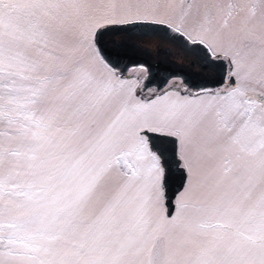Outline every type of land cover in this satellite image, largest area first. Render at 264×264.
I'll list each match as a JSON object with an SVG mask.
<instances>
[{
    "label": "snow or ice",
    "instance_id": "obj_1",
    "mask_svg": "<svg viewBox=\"0 0 264 264\" xmlns=\"http://www.w3.org/2000/svg\"><path fill=\"white\" fill-rule=\"evenodd\" d=\"M0 264H264V0H0Z\"/></svg>",
    "mask_w": 264,
    "mask_h": 264
},
{
    "label": "water",
    "instance_id": "obj_2",
    "mask_svg": "<svg viewBox=\"0 0 264 264\" xmlns=\"http://www.w3.org/2000/svg\"><path fill=\"white\" fill-rule=\"evenodd\" d=\"M126 63L128 64V66H131L133 64L136 63L135 60H132V61H126ZM148 63L151 64L153 66V71L156 72L158 71V69L156 68V63H152L150 60H148Z\"/></svg>",
    "mask_w": 264,
    "mask_h": 264
},
{
    "label": "flooded vegetation",
    "instance_id": "obj_3",
    "mask_svg": "<svg viewBox=\"0 0 264 264\" xmlns=\"http://www.w3.org/2000/svg\"><path fill=\"white\" fill-rule=\"evenodd\" d=\"M149 60H150L152 63H156V60H155V57H154V56L151 57ZM175 62L178 63V61H175ZM131 67H132V65L129 66V69H131Z\"/></svg>",
    "mask_w": 264,
    "mask_h": 264
},
{
    "label": "rangeland",
    "instance_id": "obj_4",
    "mask_svg": "<svg viewBox=\"0 0 264 264\" xmlns=\"http://www.w3.org/2000/svg\"><path fill=\"white\" fill-rule=\"evenodd\" d=\"M129 67V66H128Z\"/></svg>",
    "mask_w": 264,
    "mask_h": 264
}]
</instances>
